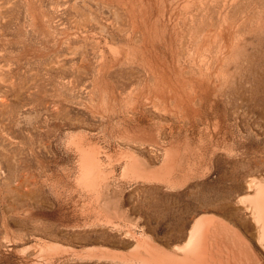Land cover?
Here are the masks:
<instances>
[{"label":"bare ground","instance_id":"1","mask_svg":"<svg viewBox=\"0 0 264 264\" xmlns=\"http://www.w3.org/2000/svg\"><path fill=\"white\" fill-rule=\"evenodd\" d=\"M73 1V5L86 4V0ZM92 2L98 12L92 16L90 28L96 27L100 33L128 35L145 45H155L158 41L155 36L165 35L169 40L168 51L164 52L166 57L178 52L172 41L180 39L182 46L186 47L181 56L189 66L154 65L143 60L142 68L124 73L130 77L122 81L119 99L114 96L104 105H86L92 114L121 116V128L116 137L118 144L140 142V145L148 144L152 152L162 149L159 165H153L145 157H137L132 150L123 147L108 152L98 141L83 133L69 134L62 142L66 151L76 158L75 176L70 184L79 198L81 224L87 228L109 227L132 240V247L126 251L104 246L75 249L60 243L38 241L37 264L65 261L264 264V176L259 170L264 167L257 163L253 166L251 160L227 140L208 147L191 146L181 140V122L185 113L195 116L206 111V103L216 92L232 89L225 70L232 63L239 65L240 58L235 52L242 32L229 16L244 13V8L254 5L255 0H174L157 13L158 0L157 3L151 0ZM105 9L115 15L119 25L115 30H109V24L103 22ZM247 11L254 14L245 18L247 22L260 23L261 19L255 21L260 13L261 18L264 17V6H254ZM166 21L170 27L161 30L156 27L158 22L164 24ZM5 24L0 7V33ZM181 25L187 28L184 38L178 35ZM83 28L81 32L87 34V27ZM205 30L209 32L202 34ZM252 30L245 26V33ZM193 44L196 48L192 47ZM111 51L115 55L118 53L115 48ZM140 51L141 54L147 53L145 49ZM115 57L118 61L119 57ZM246 63L243 60L240 64ZM185 74L189 76L185 77ZM213 77L216 84L211 85L209 79ZM133 79L137 80V85H133ZM246 83V80L235 83L237 91L231 95L235 103L234 113L244 109L248 101H253L252 118L259 132L264 127V117L259 111L260 98ZM0 84L13 86L1 75ZM91 87L100 90L98 85L92 84ZM106 91L108 96L116 93ZM4 96L5 90L0 91V210L6 217L16 200L15 195L20 201L25 193L33 192L31 187L36 184L23 173L22 152L27 151V147L19 140L17 132L24 121L34 127L40 121L34 124L31 115L24 114L22 107L18 106L11 115L2 114L7 107ZM43 124L51 126L46 118ZM218 128L215 126L219 131ZM167 130L170 139L165 142ZM47 148L48 145L40 144L37 148L32 147L31 152L39 156ZM210 149L213 154L225 153L227 159L211 166ZM119 164L122 168L117 178L116 166ZM137 182L157 184L153 185L156 195L148 202L147 220L155 222L158 227L161 224L166 226L160 238L155 237L160 235V229L154 232L156 235H151L153 232L147 226L145 228L143 219L130 215L127 210L122 184ZM4 226L5 220L2 228Z\"/></svg>","mask_w":264,"mask_h":264},{"label":"rangeland","instance_id":"2","mask_svg":"<svg viewBox=\"0 0 264 264\" xmlns=\"http://www.w3.org/2000/svg\"><path fill=\"white\" fill-rule=\"evenodd\" d=\"M173 1L158 0L156 13ZM151 2L157 3V0ZM73 3V0H0L2 16L6 20L0 33V75L8 84H13H0V91L5 90L7 101L2 114L11 115L18 106L22 107L24 114L31 115L34 124L40 121L35 127L24 121L17 132L19 140L27 147V151L22 152L23 173L36 184L31 187L33 192L25 193L20 201L14 194L16 200L6 217L0 210V264L39 263L38 241L60 243L75 249L104 246L126 251L132 247V240L109 227L87 228L81 224L79 198L70 184L75 176L76 158L66 151L62 142L69 134L83 133L98 141L108 152L123 147L124 150H132L137 157H145L151 164L159 165L162 149L152 152L148 144L140 145L137 141L132 145L118 144L116 137L121 128V116L92 114L88 106L104 105L114 96L119 99L122 81L130 77L124 73L142 68L143 60L154 65L189 66L181 56L186 47L182 46L180 39H175L176 43L172 41L178 52L166 57L164 52L168 51L169 40L165 35H156L158 41L155 45H145L128 35L100 33L96 27L90 28L92 16L98 12L92 0H86V4ZM254 6L263 7L264 0H255L254 5L244 8V13L229 16V20L242 32L235 52L240 58L239 65L232 63L225 70L232 89L216 92L206 103V111L195 116L185 113L181 122V140L198 147L227 140L243 152L253 166L257 163L264 167V127L256 131L252 118L254 103L248 101L247 108L234 113L235 103L231 98L237 91L235 83L246 80L245 85L253 87V92L259 95V111L264 117V17L261 18V13L256 16L255 21L261 19L260 23L245 20L253 13L247 10ZM103 11V22L109 24L108 29L118 28L115 15L110 10ZM168 25L170 27L168 21L164 24L158 22L156 27L161 30ZM84 26L88 29L87 34L81 32ZM245 26L254 30L245 33ZM186 29L181 25L179 38L186 36ZM207 32L205 30L202 34ZM192 47L196 48V45ZM111 48L118 50L117 55ZM141 49L147 53L141 54ZM115 56L119 57L118 61ZM243 60L247 62L245 65L240 64ZM214 80V77L210 78L209 84H216ZM92 84L98 85L100 90L91 87ZM137 84L133 79V85ZM106 90L116 93L108 96ZM45 118L49 120L50 127L43 124ZM217 125L219 131L215 129ZM38 126L41 128L36 130ZM165 137V142H168L169 130ZM40 144L48 145V148L37 156L31 148ZM209 157L211 166L227 159L225 153L213 154L212 150ZM121 168V164L116 166L118 173ZM259 170L264 176V168ZM122 185L129 214L142 218L145 228L147 226L153 232L151 235L160 229V235L155 236L160 238L166 226L161 224L158 227L155 222L147 220L148 202L156 195L154 186L157 184L137 182ZM61 264L99 263L65 261Z\"/></svg>","mask_w":264,"mask_h":264},{"label":"crops","instance_id":"3","mask_svg":"<svg viewBox=\"0 0 264 264\" xmlns=\"http://www.w3.org/2000/svg\"><path fill=\"white\" fill-rule=\"evenodd\" d=\"M121 166H122V164H121ZM118 172V171H117ZM120 173V172H119ZM119 173H118V175H119Z\"/></svg>","mask_w":264,"mask_h":264}]
</instances>
